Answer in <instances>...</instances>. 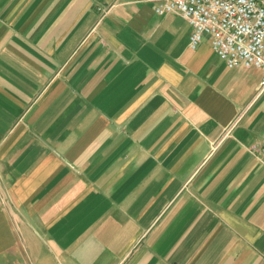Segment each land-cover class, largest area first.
I'll use <instances>...</instances> for the list:
<instances>
[{"label": "crops", "instance_id": "0c3cea01", "mask_svg": "<svg viewBox=\"0 0 264 264\" xmlns=\"http://www.w3.org/2000/svg\"><path fill=\"white\" fill-rule=\"evenodd\" d=\"M156 0H0V264H264V90Z\"/></svg>", "mask_w": 264, "mask_h": 264}, {"label": "built area", "instance_id": "2783aa9c", "mask_svg": "<svg viewBox=\"0 0 264 264\" xmlns=\"http://www.w3.org/2000/svg\"><path fill=\"white\" fill-rule=\"evenodd\" d=\"M164 15L181 13L191 24L190 47L205 38L229 68H257L264 90V0H156Z\"/></svg>", "mask_w": 264, "mask_h": 264}]
</instances>
